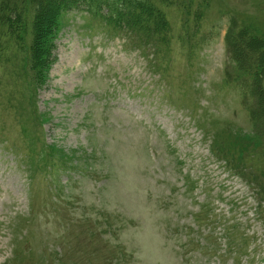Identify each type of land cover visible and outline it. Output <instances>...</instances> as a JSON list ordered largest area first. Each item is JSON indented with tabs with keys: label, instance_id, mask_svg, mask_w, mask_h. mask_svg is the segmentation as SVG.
Wrapping results in <instances>:
<instances>
[{
	"label": "rangeland",
	"instance_id": "rangeland-1",
	"mask_svg": "<svg viewBox=\"0 0 264 264\" xmlns=\"http://www.w3.org/2000/svg\"><path fill=\"white\" fill-rule=\"evenodd\" d=\"M183 1L155 54L79 7L45 85L0 61V264H264V142L225 46L232 19L264 38V0Z\"/></svg>",
	"mask_w": 264,
	"mask_h": 264
},
{
	"label": "trees",
	"instance_id": "trees-1",
	"mask_svg": "<svg viewBox=\"0 0 264 264\" xmlns=\"http://www.w3.org/2000/svg\"><path fill=\"white\" fill-rule=\"evenodd\" d=\"M174 4L189 5L183 0H0V61L20 57L23 74L30 76L35 89L45 85L54 61V41L61 14L79 7L93 19L104 22L113 33L124 35L136 45L149 46L155 54L171 45L172 28L165 8ZM201 16L197 11L198 20ZM225 42L233 66L228 70L236 72L235 81L240 86L243 105L254 124L248 144L254 143L257 137L262 144L264 38L232 19ZM36 118L40 120L38 115ZM245 170V166L239 168L238 174L253 182Z\"/></svg>",
	"mask_w": 264,
	"mask_h": 264
}]
</instances>
